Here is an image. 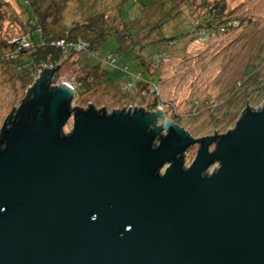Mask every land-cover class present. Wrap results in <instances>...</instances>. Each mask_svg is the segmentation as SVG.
Returning <instances> with one entry per match:
<instances>
[{
  "label": "water",
  "instance_id": "1",
  "mask_svg": "<svg viewBox=\"0 0 264 264\" xmlns=\"http://www.w3.org/2000/svg\"><path fill=\"white\" fill-rule=\"evenodd\" d=\"M43 70L0 129V264H264V104L193 138Z\"/></svg>",
  "mask_w": 264,
  "mask_h": 264
},
{
  "label": "trees",
  "instance_id": "2",
  "mask_svg": "<svg viewBox=\"0 0 264 264\" xmlns=\"http://www.w3.org/2000/svg\"><path fill=\"white\" fill-rule=\"evenodd\" d=\"M196 1L112 0L98 9V0H25L18 3L23 21L19 15L11 17L10 4L0 0V65L14 64L30 86L44 66L53 68L43 72L57 70L52 81L60 83V71L71 62L84 73L74 77L81 84L79 102L97 85L116 79L125 93L150 84L156 88L161 65L175 52L240 26L241 20L230 16L224 0ZM190 6L198 10L192 21L183 14V7ZM6 22L23 27L22 42L12 45L3 37ZM111 39L117 46H109ZM79 43L82 50L75 49Z\"/></svg>",
  "mask_w": 264,
  "mask_h": 264
},
{
  "label": "rangeland",
  "instance_id": "3",
  "mask_svg": "<svg viewBox=\"0 0 264 264\" xmlns=\"http://www.w3.org/2000/svg\"><path fill=\"white\" fill-rule=\"evenodd\" d=\"M6 1L11 6L8 13L11 17L19 15V19L26 20L18 5L25 0ZM224 1L230 16L241 20L240 26L227 34L190 42L186 48L175 52L161 65L156 88L150 84L125 93L122 82L116 79L97 85L85 93L80 102L74 100L73 106L87 108L91 101L97 110L106 107L110 114L113 110L123 111L124 106L125 111H129L130 106V111L135 110L136 105L144 107L146 112H157L159 106L164 118L184 128L193 138L213 136L216 130L217 135H222L234 129L247 103L252 110L264 104V0ZM107 3L113 2L98 0L97 8ZM183 14L192 21L198 10L196 6L183 7ZM4 28L3 37L12 45L24 36V29L18 23L6 22ZM109 46H117L116 41L111 39ZM14 67V64L0 65V129L13 108L20 106L29 88ZM83 75L71 62L60 71L62 81L66 82ZM155 101L158 104L150 110ZM199 148L197 143L187 149L186 166L192 164Z\"/></svg>",
  "mask_w": 264,
  "mask_h": 264
},
{
  "label": "built area",
  "instance_id": "4",
  "mask_svg": "<svg viewBox=\"0 0 264 264\" xmlns=\"http://www.w3.org/2000/svg\"><path fill=\"white\" fill-rule=\"evenodd\" d=\"M21 39H23V38H20L19 41H18L17 43L22 42ZM23 44L27 45V44L24 43V42H23ZM58 45H63V43H58ZM83 48H84V45L81 44V43L75 45V49H76V50H82ZM109 57H111V56H109ZM46 68H50V69H52L53 67H52V66H50V67H48V66H44L43 69H46ZM37 78H40V75H39V74H38V76L35 78L34 82L29 86L30 88H33V87H34L33 84L36 82V79H37ZM63 82H64V83H67L68 85H70V86L73 88V89H72V92L74 91V92H73L74 100H76L77 97H78V94H79V88H80V86H81L80 82H79L77 79L73 78V79H71V81H69V82L61 81L60 83H59V82H58V83H54V81H52V82H51V86L56 87V85H57V87H59ZM74 100H73V102H74Z\"/></svg>",
  "mask_w": 264,
  "mask_h": 264
}]
</instances>
